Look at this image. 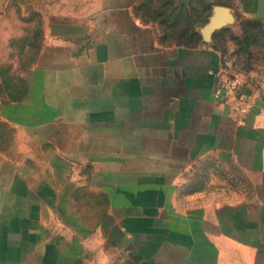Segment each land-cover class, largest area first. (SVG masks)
<instances>
[{"label":"crops","instance_id":"1","mask_svg":"<svg viewBox=\"0 0 264 264\" xmlns=\"http://www.w3.org/2000/svg\"><path fill=\"white\" fill-rule=\"evenodd\" d=\"M142 1L101 0L91 46H47L24 99L0 105L22 156L0 153V264H264L259 89L245 82L238 120L215 92L212 36L168 45L136 14ZM211 6L264 19V0ZM215 159L245 183L200 187L192 177Z\"/></svg>","mask_w":264,"mask_h":264},{"label":"rangeland","instance_id":"2","mask_svg":"<svg viewBox=\"0 0 264 264\" xmlns=\"http://www.w3.org/2000/svg\"><path fill=\"white\" fill-rule=\"evenodd\" d=\"M144 2L136 14L156 25L163 36L164 29L151 20L158 17V2L154 0L150 9ZM100 5L101 0H0V105L27 93L29 74L47 46L67 42L76 49L89 48L103 28L105 18ZM186 8L201 37L200 45L204 39L199 30L208 26L213 13L211 0H192ZM166 12L168 15L170 8ZM210 36L223 55L224 73L237 75L258 88L264 103V19L246 18L236 12ZM16 133L0 118V153L21 161L22 156L17 154ZM204 170L197 171L192 178L198 179L200 174V187L206 186L210 192L220 188L211 185L213 179L217 184L230 185L232 178H237L240 185L245 183L240 173L231 172L219 159L208 160ZM82 195L90 196L91 201L97 200L94 192L85 191ZM99 209L102 210L100 206L94 208ZM89 221L99 220L90 218ZM109 224L113 227L112 222Z\"/></svg>","mask_w":264,"mask_h":264},{"label":"trees","instance_id":"3","mask_svg":"<svg viewBox=\"0 0 264 264\" xmlns=\"http://www.w3.org/2000/svg\"><path fill=\"white\" fill-rule=\"evenodd\" d=\"M143 1H145L144 5H146L147 8L150 9V5L153 3L154 0ZM156 1L158 2V7L156 8L158 17L151 20L157 22L159 26L164 29V40L166 42L185 46L198 45V42L201 40V37L195 31L194 20L191 15L188 14V8L177 6L176 0ZM168 8H170L171 12L167 15L166 11ZM194 9L195 8H193L192 11ZM25 95L21 97H14L12 101H21L24 99Z\"/></svg>","mask_w":264,"mask_h":264},{"label":"built area","instance_id":"4","mask_svg":"<svg viewBox=\"0 0 264 264\" xmlns=\"http://www.w3.org/2000/svg\"><path fill=\"white\" fill-rule=\"evenodd\" d=\"M245 82L237 75L223 73L216 86V95L232 100L233 110L241 121L251 110L250 97L244 91Z\"/></svg>","mask_w":264,"mask_h":264},{"label":"water","instance_id":"5","mask_svg":"<svg viewBox=\"0 0 264 264\" xmlns=\"http://www.w3.org/2000/svg\"><path fill=\"white\" fill-rule=\"evenodd\" d=\"M231 17L232 16L229 14V10L227 8L217 7L214 16L210 19V23L206 28L201 30V32L205 33L207 37H209L214 31L221 29L223 25H225V21Z\"/></svg>","mask_w":264,"mask_h":264}]
</instances>
